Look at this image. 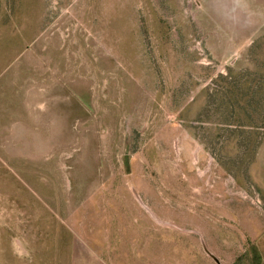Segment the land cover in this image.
I'll return each mask as SVG.
<instances>
[{
  "label": "rangeland",
  "instance_id": "obj_1",
  "mask_svg": "<svg viewBox=\"0 0 264 264\" xmlns=\"http://www.w3.org/2000/svg\"><path fill=\"white\" fill-rule=\"evenodd\" d=\"M0 264H264V0H0Z\"/></svg>",
  "mask_w": 264,
  "mask_h": 264
},
{
  "label": "water",
  "instance_id": "obj_2",
  "mask_svg": "<svg viewBox=\"0 0 264 264\" xmlns=\"http://www.w3.org/2000/svg\"><path fill=\"white\" fill-rule=\"evenodd\" d=\"M213 257V256H212ZM214 258V257H213ZM215 259V258H214ZM215 261H217V259H215ZM217 263H218V261H217Z\"/></svg>",
  "mask_w": 264,
  "mask_h": 264
}]
</instances>
